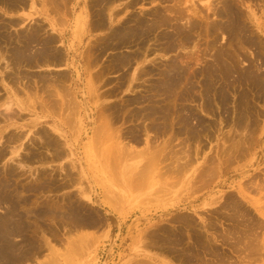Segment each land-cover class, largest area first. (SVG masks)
Returning <instances> with one entry per match:
<instances>
[{
	"label": "bare ground",
	"instance_id": "6f19581e",
	"mask_svg": "<svg viewBox=\"0 0 264 264\" xmlns=\"http://www.w3.org/2000/svg\"><path fill=\"white\" fill-rule=\"evenodd\" d=\"M67 1L68 0H0V6L2 5L5 10L9 11L11 14L13 12L25 14V12L23 11H26V9V15L28 16H35L41 13L46 14L47 16H49V19H51L50 26L52 27H50V29H47L43 23L35 21L34 24L32 23L33 25L30 24L29 27L27 26L25 28H20L17 30L16 33H13V30L11 29L13 28V26H18L19 22V20L17 21L13 19H21V17H11L10 21L0 19V118L2 117L1 120L6 123L1 125L2 129L0 130V144H2L1 142L4 139L2 133L6 131V128L11 125L17 126L18 122H16L15 119L24 118L23 111L37 113L38 118L31 120V123L34 125L40 122V118H50L54 121V123L52 124V128L54 129V131H66V129L70 126H72L73 131L77 128L78 122H75V120L80 118L79 109L80 107H82V105L77 102L74 96L75 92L72 91L73 89L71 88L72 85L70 81H72V79L76 81L81 80L82 74H85L86 70H88L89 72V69L91 68L90 65H88L87 63L90 68L88 69V67L86 66L87 69H83V61L85 64V58L88 60L86 56L92 53H96L93 52L94 49L91 53L88 54V52L91 50V48H89L90 50L88 49V52L86 51V56H82V52H78V46L81 45V41L89 32L92 33L96 30H104V28L106 29V37L103 36L106 38V42H104L106 44L104 45V47L106 49L108 48L115 51L116 56L113 58L112 62L114 61L115 67L121 69L133 65L135 63L144 64L147 58V56L143 57L144 52H141L142 50H139L138 54L135 50L129 51L128 53L125 52L126 54H119L121 48L131 47L133 44H136L138 46H141V44H147V41L152 38V34L156 33L157 29L161 27H171L172 31H169L170 33L167 31L164 32L162 30L159 31V35H161L160 32L165 33H163V35L167 40V49L168 51H171L175 49V45H179L176 44L178 42L177 39L186 37L184 38L186 41V39L188 38L189 31H193V29L197 30L195 28L198 27V24L192 20H195V18L201 14L206 15V12L204 13L201 11L202 9L196 7L197 5L196 3H194V0H173L174 4L172 6L170 5V8L167 10L169 12V15L163 13L159 9H156L152 10L151 12L148 11L142 16L138 14L137 16H134L133 14H125V16L121 17H119L118 15L122 9H119L120 11L118 9L115 11V7L116 5H121V2L125 0H84L83 5H81L80 7V14L76 16V33H72L71 36L66 37L62 35L63 29L61 30L56 26L60 24L59 20L61 21V19H64L66 12L68 11L66 4ZM140 1L141 0H127L125 6H127L128 8L133 7L137 5ZM261 1L264 5V0ZM213 2L214 0H205V5H203V8H207V15L209 12L216 17L215 19H219V21L220 19H223V22L217 21L215 23L214 21V23L212 22L213 24H210L212 25L209 28L210 36L212 34L215 36V33L217 32H219V34L220 32L228 34V42L233 48V50H231L234 52L236 51L235 53L231 52L230 50L228 51L224 48L219 49L217 47L219 50L217 49L218 51L216 50V53L214 52V57L210 54V56L214 58L213 62L210 65V62H208V64L206 63V65L209 66L204 69H200V71L195 70L194 72H190V67H183L179 64V61L182 58H179V61L170 60L171 63L168 64L169 68L166 71L164 70L165 72H162L163 77L157 83L153 84L151 86V89L149 88L150 91H152L153 93V97H134L132 95L133 98L127 99V102H123V104L121 105H119L120 103L117 100L116 102H118L119 104H105L106 110L111 112L109 114L103 115L106 116V119L108 120L109 118L107 116L117 118V113L120 112V109L123 106L136 107L138 105L143 104L142 106L138 107L139 109H137V107L136 110L133 108L134 111L132 110L130 114V120H125L126 123L128 121L132 123L131 127L127 131L123 130V132H121L120 130L121 133L116 131L113 133L112 131V133H110L109 135L106 134L107 132H100L101 130L99 128L97 129H99L100 131H94L96 132L95 138H97L98 141L102 144L108 143L109 139L113 140V142H111L108 146H105L103 149L105 150V155H103L105 158V163L100 162V165H105L108 169V176L106 174L100 176L101 180L104 182V186H102L104 187L105 197L104 202L101 201V205L106 208L105 204L108 203L113 208L109 211H116L120 215H124L123 213H127V211L124 209L127 203L130 204V202L133 201L136 203H140L142 206L145 202V199H147L150 203L153 201H157L160 202L162 206L165 205L166 207L167 205H170L175 208V206L180 205L182 202H184L187 198L190 197V191L197 192L202 187L204 188L207 183L210 184V181L214 180L215 178L223 177L226 172L225 168H228L229 165H231L232 163H236L239 159L244 158L249 153L251 146L256 143V137L254 138V136L256 135L254 134L257 133L258 129H261L259 128L258 120L261 119L260 116H264V109L260 110V108L258 107L259 104H257L261 102L264 106V60L262 64V72L260 71L261 66L254 65L252 61V64L248 65V67L240 66L241 60L244 61L245 58L242 57L244 56L243 54H239L240 52H242L241 49H245L246 46H256L257 41L254 37L251 36L248 26L242 20V10L240 11L238 9V6L236 7L237 4H234L235 2L233 3L230 0H223L219 4L217 3L218 5ZM37 5H40V7H42L40 8L41 10H38ZM256 14L257 13H255L254 15ZM207 15L205 16L206 18ZM210 16L209 19H211ZM253 17L254 19H256L255 16ZM173 19H185L187 22L190 23L189 26L187 25L189 27V31L187 30L188 27L184 28L186 25L182 24V21L178 20L181 23H177V25L173 23ZM251 19L253 18L251 17ZM22 20H24V18H22ZM56 20L59 23H57ZM61 23L64 24L63 22ZM179 24L185 26L181 27ZM160 37L157 38L159 39ZM214 43L212 44L214 45ZM143 45L142 47H144ZM165 45L166 43L164 44V46ZM237 48H239L241 51ZM100 49L99 51L101 52ZM237 50H239V52H237ZM69 53H73V56H69ZM139 54H141L143 58L140 57ZM90 57L88 62H90ZM92 59H94V57ZM90 63H92V61ZM70 68L74 69L76 75L72 73ZM166 68L167 66H165V69ZM146 69L147 70H145L144 72H150L151 74L154 71L151 68ZM98 74L102 77V74ZM98 74L95 75L98 76ZM93 75L94 74H92V77L95 76ZM141 75L140 78H142ZM159 76L161 77V75ZM128 77L129 76H127V78ZM199 77L201 78L200 86L202 89L198 92H201V96L203 98L202 110H206L207 112H213L214 114H216L218 110L222 111V113H225L226 115L224 114L225 118H220V124L225 125L227 123V125H231V128L227 132L225 131L223 134L224 147L219 153L220 155L217 154L216 157H211L213 153L210 156H207L206 154L204 157H202V161L199 160L201 157L199 155H202L203 151H205L202 149L205 144V141L202 140V137L204 138V135H206V137H211V135H214L215 131H217V127L219 128L220 126L217 125L219 123L213 121L214 119L207 120L205 118L206 116L203 117L202 115L197 114L196 112H194V110L184 104V101L195 99L194 96L192 97L197 85V83L195 85L194 80ZM97 79H99V77ZM93 80L95 82L96 77H94ZM128 80L129 79H127V81ZM133 85L135 86V84ZM80 87L81 86L75 88L74 90L78 92L77 90H80ZM131 91L132 90H130V92ZM114 92L115 91H111L110 95L116 93ZM198 92L196 93L198 94ZM84 93H86L88 96L94 95L97 99L101 96V94L97 93V86H94L93 84H91V82L86 83ZM107 95L110 97L109 92L107 93ZM251 95L253 96L252 98ZM22 97H24V99ZM257 99H260V102H256ZM214 106H217L218 109H215ZM230 106L233 107V110L229 109ZM230 110H232V113ZM126 116L127 115H125L124 119H129V116L127 118ZM113 120L111 119L109 121L114 122L116 124V121ZM109 125H111V123ZM38 134L40 138L44 140V143L51 147L55 146L56 148L57 143L55 142H59L57 140L58 138L54 140L55 138L53 137V139L47 132V130H39ZM213 135L212 137H214ZM22 137L23 134L16 135L12 133L7 138L6 142L8 141L7 143L10 142V144H16L17 142L22 140ZM93 139L94 136L90 138L89 144L87 145V154L89 158L94 156L95 150L93 151ZM121 139L125 140V142L126 139H128V142L126 143H128L129 146L126 145V143L121 142ZM53 140L55 142H53ZM6 142L4 144H6ZM130 143H133L138 147L141 145L144 146L142 149L136 150L134 146H132ZM60 144L61 143H58L59 146ZM201 144H203V146ZM194 145L196 146V148H194ZM20 146H22V144H20L19 146L17 144L16 146H13L11 153L13 155L17 154V152L19 151L18 147ZM220 146L222 147V145ZM4 149L5 147L0 148V159L6 157ZM51 149L54 150V147H52ZM55 150L57 153V149ZM200 150L202 154H199ZM64 154L65 153H63L62 151L59 155H56H58L60 158H63L65 157ZM97 165L98 164L96 163V166ZM118 167L120 168L119 172L117 171ZM238 168L239 167L236 166V170H239ZM103 171L105 170L103 169ZM12 173L14 172H11V174ZM73 173L77 174L75 172ZM8 174L10 173H7V175ZM110 176H112L111 179L108 178ZM114 177L119 179H117L115 182ZM160 178L165 179V181L161 183L160 181H158V179ZM9 179L10 178H3L2 175L0 177V206H4L6 203L9 204L7 210H5L4 213L0 214V259L3 261L2 264H19L24 262L25 260L32 258V256L34 255V250H32L31 253L28 254L27 251L23 252L21 255H17L15 254L16 252L14 250L9 249L8 247L11 241L10 236H21L23 242H26L31 246L33 245V242L26 235L27 230L30 226L28 227V225L26 224L27 220L25 219L26 216H24L22 211H20L23 203H28V201L25 198L22 199L21 197L15 196V193L13 194L9 192H13L12 190L16 189L12 187L9 182ZM167 179L173 180L171 181L172 184H170V182L168 183ZM74 180L77 181L79 179L75 178ZM73 181L72 184H74L75 182ZM179 182H183V186H181L182 188L184 187L185 191H188V193H186L187 195L181 193L184 190H174ZM99 183L100 182H98V184ZM147 185L149 190L147 191V194H144L143 191L144 189H146L145 186ZM169 185L172 186L170 187ZM193 185H195L196 187H194ZM40 186L38 188H40ZM10 187H12V189ZM15 187L18 188L19 186ZM31 188H29L28 191ZM140 188H142L143 194L139 191L138 194L134 193L137 192V190H140ZM250 188H254L260 193L262 191L264 192V183L262 184L261 179H259L256 182L252 181V183L250 184H245V186L242 184V190H250ZM8 189L11 190L8 191ZM24 189L27 190V186L24 187ZM21 192L23 193L24 191ZM80 192V194H82L83 196L91 199L90 196L84 194V188H81ZM240 194L243 199H247V196L244 194L243 191H241ZM73 198L74 197H72L71 201L69 200L68 202L67 199L69 198L65 199L66 204L69 203L68 213L66 215H68L69 220L71 219V224L73 223V225H75L76 227L87 229H92L101 226H103L104 228V225L108 226L109 228L112 226L109 222L105 224V220L101 215L97 216V210L95 212L88 209L87 207H83L81 205L82 201H80L81 204H75L72 200ZM221 198H223V196H221ZM243 203L242 199L239 200L235 199V197L230 196L228 198L225 197L224 202H221V199L218 197L217 199H213L211 202L207 203L210 205L215 204L219 206H215L216 208H213V210L211 211L214 215H220V213H222L223 218L226 217L227 219H230L233 223H231L232 226L227 229V233H222V231L216 233V231H218V228L216 227V222L214 223V221L210 222L208 225L205 224V229H207L206 231H211L212 234H215L214 238L216 242L222 241V243H225L227 239H231L233 245L230 243V241L229 244L232 245L233 252L238 253L243 259V261L238 264H250L249 262H252L254 257H261V259H263L264 257V253L262 254V248L264 247L256 246L258 243H255V245L254 242L257 241L258 238L257 236H252L254 234L253 232L255 231V227L257 225H262L263 221L258 222L259 219L254 217V215H252V213L247 207L243 205ZM251 204L259 206L260 199H252ZM120 206L123 207L121 208ZM222 208H224L223 210L225 211H223ZM48 209L49 208L47 207V210ZM258 209H260L261 211L260 206L258 207ZM45 210H35L36 218H42L46 213ZM52 210L53 209H51L50 212H52ZM172 211L173 209L169 208H167L166 211L165 209H163V216L169 217V215H172ZM193 211L196 212V210ZM165 221H168L171 225L168 226L167 223L166 225H159L161 222ZM204 223H206V221H204ZM238 228H243V230H238ZM205 229L202 224L197 223V220L195 218H190V215L179 214L177 216L172 215L169 218H160L159 222L154 223L151 228L148 226V228H146L145 230H142L137 233V236H135V244L137 245V247L140 246L142 248L141 250H138V253L133 257H135V259H139V261L141 260L143 263L144 261H148L149 264H172L167 260L168 257H170L173 261L177 263L179 262L180 264H214L215 261H213L211 257L216 259L217 264H237V262H233L230 260L229 255L227 257L226 254H222L220 252V250L216 246V243L213 242L214 239L209 237L210 235L208 236L204 234L203 231H205ZM225 230L226 229H224V231ZM252 230L253 234L251 233ZM249 233H251L252 235L250 236ZM186 235L190 237L192 241L191 243L186 240ZM87 238L88 235L81 234L78 238L70 240L67 239L69 249H72V247L75 248L76 243L82 242V240ZM92 239L95 240V238ZM54 240H51V242ZM88 241L89 239H87V242ZM260 242L261 241H259V244ZM74 248L72 249V251H76L77 248ZM79 249H77V251H79ZM150 249L154 251L156 250V252L158 253H154H156L158 257H160V254H162L164 256L163 260H158L156 256H152L150 254L152 250ZM35 256L37 257V255ZM207 256H210L208 260L211 259V261L207 260ZM247 261L248 263H245ZM148 262L145 263L147 264Z\"/></svg>",
	"mask_w": 264,
	"mask_h": 264
},
{
	"label": "rangeland",
	"instance_id": "374dc122",
	"mask_svg": "<svg viewBox=\"0 0 264 264\" xmlns=\"http://www.w3.org/2000/svg\"><path fill=\"white\" fill-rule=\"evenodd\" d=\"M222 1L223 0H214L213 3L218 5ZM230 1H232L233 3L235 2L234 4H237L236 7L238 6V9L240 11L242 10L241 11V13L243 15L242 20L248 26L251 36L254 37L255 40L257 41L256 46H250V47L246 46V48H248V49H246V48L241 49L242 52H240L239 54H243L244 56H242V57L243 58L245 57V58H244V61L241 60L240 66L248 67V65H251L253 62L254 65L261 66L260 71L262 72L263 71V68H262L263 65L262 64H263V60H264V31H263L264 30V15H263L264 5H263V2L261 0H260L261 2L259 0H253V1L252 0H239V1L238 0H230ZM241 1H243L244 3ZM83 3H84V0H68L67 1L66 4H67L68 11L66 12V15L64 14L65 15L64 19H61V21L59 20L61 25L59 24L56 26L57 28H59L61 30L63 29L62 35L68 37V36H71L72 33H76V31H75L76 24H77L76 16L78 14H80V9H81L80 7H81V5H83ZM121 3H122L121 5H116V7H115V11L117 9L118 10L122 9L121 11L119 10L120 11L119 15H118L119 17L125 16V14L126 15L127 14H133L134 16H137V14H138V15L142 16L143 14L147 13L148 11L151 12L152 10H156V9H159L163 13L169 15V12L167 10L170 8V5L172 6L174 4V1L173 0H141L137 5H135L133 7H129V8L127 6H125L127 3V0L122 1ZM194 3H196V5H197L196 7H198L199 9H202L201 11L204 13L206 12V15H207V11H208V10H206L207 8L206 7L203 8L204 7L203 5H205V0L204 1L203 0H200V1L194 0ZM256 3H258V4H256ZM38 6H40V5H37L38 10H41L40 8H42V7L39 8ZM257 6H260V7H257ZM255 7H256V9H255ZM77 9L79 10L78 12H76ZM26 11H27V9H26ZM26 11L25 10L23 11V12H25V14L17 13V12H13L11 14L9 11L5 10V8L1 5L0 6V19H2V20L5 19L6 21L7 20L10 21L11 17H14V18H20L21 17V19H13V20H17V21L19 20L18 26L17 25L13 26V28L11 29V30H13L12 31L13 33H16L17 30L20 28H25L27 26L29 27L30 24L33 25L35 23V21L43 23L47 29L48 28L50 29L51 19H49V16H47L46 14H42V13L37 14L35 16H28V15H26L27 14ZM107 12H108V10H107ZM255 13H257L256 14L257 16L254 15ZM250 14L255 16L256 19H254V17L251 16ZM201 15L198 16L199 18L196 17L198 19L195 18V20L194 19L192 20V21L196 22L198 24V27H199V28L198 27L195 28L197 30L193 29V31L192 30L189 31L188 26L190 25V23L187 22L185 19H183V20L173 19L172 20L173 23H175V24L181 23L180 21H182V24H185L186 26L185 25L182 26V24L181 25L179 24V25L181 27L185 26L184 28L188 27L187 30L190 33V34L188 33V38L186 39V41L184 39L186 37L177 39L179 43L177 42L176 44H179V45H175V47H174L175 49L171 50L172 52L168 51L167 40L163 35V33L165 31L171 32L172 31L171 27L170 28L161 27V28L157 29L156 33L152 34V36H151L152 38L150 37L151 39H149L147 41V44H144V45L141 44V46L133 44L131 47L121 48L119 51V54L120 53L126 54L129 51H134V50L138 54L139 50L140 51L142 50L141 52H144L143 57L147 56L144 64L143 63H141V64L135 63L133 65H130L132 67L128 66V67H124L121 69H118L117 67H115L114 61L112 62L113 58L116 56L115 51L108 49V48L106 49L104 47V45L106 44V43H104V42H106L105 41L106 29L104 28V30L103 29L96 30V31H93L92 33L89 32L88 33L89 35L87 34L83 38V40L81 41V45L78 46V48H79L78 52L79 53L82 52V56H86L89 48H91V50L89 49L90 51L88 52V54L91 53L92 50L94 49L93 52H96V53L89 54L91 57L89 55H87L86 57L88 58V60L85 58V64L83 61V66H84L83 69L86 70L87 69L86 66L88 67V69L90 67L91 68L89 69V72H88V70H86L85 74L84 73L82 74L81 80L76 81V80L72 79V81H70L71 85H72L71 88L73 89L72 91L75 92V93L73 92L74 96H75L77 102H79L80 105H82V107H80V109H79L80 118L75 120V122L76 121L78 122L77 128L73 131L72 126H70L69 128L66 129V131L65 130L61 131V132L60 131L59 132L54 131V129L52 128V124L54 123V121L50 118H40V122L34 125L31 123L32 122L31 120L38 118L37 113H33L30 111H23L24 118H21L22 120L21 119H15V121L18 122L17 123L18 125L17 126H12V125L8 126L6 128V131H4V133H2V136H4L3 137L4 139L1 142L3 144V147H2V144H0V146H1L0 148L5 147L4 150L6 153L5 154L6 157H3L0 159L1 160L0 161V177L2 175L3 178L4 177L10 178L9 179L10 184L12 185L13 188H16V189H13L12 190L13 192H11L9 190H11L12 187H10L11 189H8V191L10 193H13V194L15 193V196H17V197H21L22 199L25 198L28 201V203H26V202L23 203L20 211H22L24 216H26L25 217V219L27 220L26 224L28 225V227L30 226L29 229L27 228L29 231L27 230L26 235L33 242V245L31 246L30 244L23 242L21 236H10L11 241H10L8 247H9V249L14 250L16 252L15 254H17V255H21L23 252H27V251H28L27 254L31 253L32 250H34L33 251L34 255L32 254L33 256H32V258H30L31 260L28 259V260H25L24 262L19 263V264H57V263L58 264H66V263H68V264H70V263L71 264H146L145 262H148V261H144V263H143L141 260L139 261V259H135V257H133L134 255H136L138 253V250H141V248H142L140 246L137 247V245L135 244L136 243L135 236H137V233H139L142 230H145L146 228H148V226L151 228V226H153L154 223L159 222L160 218H163V217L169 218L172 215L177 216L179 214L190 215V218H195L197 220V223L203 225L204 229H205V224L208 225L210 222L214 221V223L216 222V227L218 228V231H216V233H218L219 231L220 232L222 231V233H227L226 232V231H228L227 229L230 228V226H232L231 223H233V222L230 219H227L226 217L223 218L222 213H220V215H218V214L214 215L211 211L213 210V208L215 209L216 207H219V206L215 205V204L210 205L207 203L211 202L213 199H217L218 197L221 199V202H224L225 197L228 198L229 196L235 197V199H239V200L242 199V203L245 202V203H243V205L249 209V211L252 213V215H254V217L259 219L258 222L263 221L262 225H259V226L257 225L255 227L254 232H253L254 229L251 231V233L253 232L254 234L252 233L253 234L252 235L251 233H249V235L250 236L252 235L253 237L257 236L258 242L254 240L255 241V242L253 241L254 244L258 243L257 245L256 244L255 245L260 246V247H264V192L262 191L260 193L254 188H250V190H242V184L245 186V184H250V183H252V181L256 182L259 179H261L262 184L264 183V116H262V117L260 116L261 119L258 120L259 128H261V129H258L257 133L254 134V135H256V136H254V138L256 137L255 138L256 143L253 146H251L249 153L244 158L239 159L236 163H234V164L232 163L231 164L232 166L229 165L228 168L226 167L225 168L226 172L223 175V177L215 178L214 180L210 181L211 182L210 184L207 183L204 188L202 187L197 192L196 191H194V192L190 191V195H189L190 197L187 198L180 205L175 206V208H173V206H170V205L169 206L167 205L168 207L167 206L165 207V205L162 206L161 203L157 202V201H153L150 203L147 199H145V202L143 203L142 206L140 203H136L133 201L130 202V204L127 203L126 206L124 207V209L127 211V213H123L124 215H120L116 211H114V212L109 211L110 209H113V208L108 203L105 202L106 208H104L101 205V201L104 202L105 197H104V187H103L104 182L101 180L100 176L104 175V174L107 175L108 169L106 168L105 165H103V166L100 165V162L103 163L105 161L104 160L105 158L103 156V155H105V152H104L105 150H103L104 147L108 146L111 142H113V140L109 139L108 143L102 144L98 141L97 138H95V133L101 130L100 132H107L106 134L109 135L110 133H112V131H113V133L115 131L119 132V133L123 132V130L127 131L131 127L132 123L129 121L126 123V121L130 120V114H131L133 108L136 110V107H137V109H139L138 107L143 105V104H141V105H138L136 107L135 106L134 107H131V106H129V107L125 106L124 107L123 106L124 108L121 106L122 108L120 109V112H118L119 114L117 113V115L120 116L121 119L118 116H117V118H112V116L111 117L107 116L109 118V120L114 119L113 121H116V124H115L114 122H111L108 119H106V116H103V115L111 113V112L106 110L105 104H109V103L119 104L120 103L119 105H121V104H123V102L124 103L127 102L126 101L127 99L133 98V96L134 97H143L144 96L146 98L153 97V93H152V91H150L151 86L153 84L157 83L163 77L162 72H165L169 68L168 64H170L172 60H178L179 61L180 60L179 58H182L179 61V64L182 65L183 67H190L189 68L190 72H194L195 70L200 71V69H204L207 66H209L213 62V59H214L213 55L216 53L215 51L218 48L219 49L224 48L228 51L230 50L233 53L236 52V51L235 52L232 51L233 48L231 47V45L228 42V34H224L221 32L219 34V32H217V33H215V36L217 35L218 37L217 36L215 37L212 33H211L212 35L210 36L209 28H210V26H212L210 24H213L214 21L216 23L217 21H219V19L218 20L215 19L216 17L209 12H208V15L209 16L211 15L210 16L211 19H209L208 15H207V18L205 17L206 16L205 14H201ZM248 15H250V16H248ZM202 17H204L205 19ZM249 17H250V19H249ZM251 17L253 19H251ZM258 17H259V19H258ZM22 18H24V20H22ZM178 20H180V21H178ZM220 21L223 22V19H220ZM56 22H57V20H56ZM59 22H57V23H59ZM61 22H63L64 24H62ZM183 22H185V23H183ZM186 22H187V24H186ZM161 30L164 31V32H160L162 36L159 35V31H161ZM208 31H209V33H208ZM192 34H193V36H192ZM189 35L191 36V38ZM103 36H105V37H103ZM157 37H160V38L158 39ZM162 37L165 39H163ZM213 37H215V38H213ZM103 38H104V40H103ZM101 40H103V41H101ZM164 40H165V42H164ZM216 41H217V44H216ZM101 42H103V43H101ZM165 43H166V45H165L166 47L164 46ZM212 43H214V45ZM210 44H211V48H210ZM142 45L144 47H142ZM138 47H139V49H138ZM212 47H213V49H212ZM97 48H98V50H97ZM100 48H103L104 50L100 49ZM95 49H96V51H95ZM99 49L101 50V52L99 51ZM149 49H151L152 51ZM237 49H239V48H237ZM256 49H257V51H256ZM239 50H237V52H239ZM244 52L245 53L247 52V53L245 54ZM83 53H84V55H83ZM141 54H139L140 57H142ZM210 54L213 57H211ZM70 55L72 57L73 53H69V56ZM89 57H90V62L92 61L93 64L88 62ZM93 57H94V59H92ZM175 57H176V59H175ZM246 57L248 58V60ZM208 62H210L209 65H206V63L208 64ZM87 63H88V65H90V67L87 65ZM2 64H3V62H2ZM91 64H92V66H91ZM159 64H161V65H159ZM165 66H167L166 69H165ZM146 68L153 69L154 74L153 73L151 74L150 72L149 73L144 72L145 70H147ZM70 70L72 71V73L74 75H76L74 69L70 68ZM136 71H138V72H136ZM42 73H44V72H42ZM98 73H100V75L102 74V77L99 76ZM141 73H142V75H141ZM92 74H94V75L98 74V76L93 75L94 77H96V81H95L96 83L93 80L94 77H92ZM140 75L142 78H140ZM144 75H146V76H144ZM159 75H161V77ZM127 76H129V77L127 78ZM0 77H1V74H0ZM98 77H99V79H97ZM124 77H125V79H124ZM127 79H129V80L127 81ZM200 81H201L200 77L196 78L194 80L195 85H196V83H197V85H196V88L194 91L195 94L193 93L192 97L194 96L195 99H193V100L190 99L191 101L190 100L184 101V104L187 107L194 110V112H196L197 114H200L203 117L206 116L205 118L207 120H213L214 119L213 121H216L217 123H219V124H217V123L216 124L218 126H220L219 127L220 129L217 127V129H216L217 131H215L214 135L212 134L214 137H212V135H211V137H206V135H204L205 136L204 138L207 140V142L202 137V140L205 141V142L203 141L205 143V144L203 143L204 146H203V144H201L203 146V148H202V146H201V148L205 151L202 150L203 154H202L201 150L199 152V154L200 153L202 154V155H199V156H201L199 160L202 161L203 160L202 157H204L206 154H207V156L208 155L210 156L213 153L211 155V157H214V156L216 157L217 154H219L222 151V149L224 147V145H223V134L225 131L227 132L231 128V125L230 124L227 125V123L225 125L220 124V118L221 117L225 118V115H226L225 113H222V111L218 110L217 113L214 114L213 112H207L206 110L205 111L202 110L203 109L202 108L203 98L201 96V92H198V91H201V89H202L200 86ZM90 82L94 86H97V93L101 94V96L98 99L94 95L88 96L86 93H84L86 83H90ZM133 84H135V86ZM129 85H130V88H129ZM79 86H81L80 90H77L78 92H76L74 89L78 88ZM82 90H83V92H82ZM117 90L119 93L117 92ZM130 90H132V91L130 92ZM137 90L138 91L140 90V91L138 92ZM111 91H115L116 93L114 92L115 94L110 95ZM5 92H6V90H5ZM108 92H109L110 97L107 95ZM196 92H198V94ZM142 94H144V95H142ZM145 95H147V96H145ZM252 97L253 96L251 95V98ZM22 98L24 99V97H22ZM116 100L119 101V103L116 102ZM256 102H260V99L259 100L257 99ZM84 104L87 106H85ZM257 104H259L258 107L260 108V110L264 109L263 103L260 102ZM102 105H105V106H102ZM230 107H229V109L233 110V107L232 106H230ZM103 108H105V109H103ZM214 108L218 109L217 106H214ZM100 109H102V110H100ZM122 109H123V111H122ZM103 110H106V111H103ZM232 110H230L231 113H232ZM125 115H127L126 118L129 116L128 117L129 119H124ZM1 118H0V122H1L0 123V130L2 129L1 125L6 124L3 120H1ZM15 121H12V122H15ZM108 121L111 123V125H109L110 123ZM73 122H74V120H73ZM106 122H108V123H106ZM100 126H102V127H100ZM97 128H99L100 130ZM113 128H115V129H113ZM124 128H126V129H124ZM39 130L40 131L47 130V132L50 134V136L52 138L53 137L55 138V139L53 138L54 140H56V138H58L57 140L59 142H57V141L55 142L54 140H53V142L57 143V145H58V143H61L60 146L56 145V148H55V146H52V147H54V150H52L51 149L52 147L48 146L46 143H44V140H42L40 138V136L38 134ZM120 130H121V132H120ZM94 131H96V132H94ZM12 133L16 134V135L23 134L22 140L16 143L18 146L20 144H22V146L18 147L19 151L17 152V154H14V155L11 153V150L13 149V146H16V144L15 143L10 144V142L7 143L8 141L6 142L7 138ZM93 136H94L93 151L94 150L95 151H94V156L89 158V156L87 154V145L89 144L90 138ZM5 142H6V144H4ZM121 142L126 143V142H128V139H126V142H125V140L121 139ZM130 144L132 146H134V148L136 150H140L144 146V145H141L138 147L137 145H135L133 143H130ZM219 144L222 145V147ZM61 145H62V147H61ZM126 145L129 146L128 143H126ZM10 146H12V147H10ZM194 148H196V146ZM55 149H57V151L59 153L58 152L56 153ZM61 150L63 151V153H65L64 154L65 157H63V158H60L58 156L62 152ZM52 151H54V152H52ZM68 152H69V155H68ZM56 154H58V155H56ZM53 155L58 156V157H55ZM47 156H48V158H47ZM13 158H14V160H13ZM43 158L47 159V160H44ZM101 158L103 161L101 160ZM45 162H47V163H45ZM94 163H95V165H94ZM96 163L98 164L97 166H96ZM236 166L239 167L238 168L239 170H236ZM6 167H7V169H6ZM97 167H98V169H97ZM118 168H117V171L119 172L120 168L119 169ZM103 169L105 171H103ZM109 169H111V168H109ZM11 172H14V173L11 174ZM73 172H75L77 174H74ZM1 173H3V174H1ZM7 173H10L11 175L10 174L7 175ZM92 176H93V178H92ZM111 177L112 176H110L108 178L111 179ZM75 178H77L79 180L76 181V180H74ZM117 179H119V178L114 177L115 182ZM51 181H52V183H51ZM72 181L74 182V184H72ZM158 181L163 183L165 181V179L160 178V179H158ZM171 181H173V180L167 179V182L168 183L170 182V184H172ZM67 182H69V183H67ZM76 182H78V183H76ZM98 182H100V183L98 184ZM44 184L47 186H45ZM69 184H71V185H69ZM178 184L176 185L174 190L183 191L184 190V187L182 188L183 182H179ZM15 186H19V187L17 188ZM26 186H27V190L24 189V187H26ZM39 186H40V188H38ZM193 186L196 187L195 185H193ZM56 187H59V188H56ZM21 188H22V190H21ZM29 188H31V189L28 191ZM34 188H36V189H34ZM45 188H47V189H45ZM81 188H84V190H85L84 194H87L88 196H90L91 199L80 194ZM145 188L146 189H144L143 192H144V194H147V191L149 190L148 185L145 186ZM20 190L24 191V192L22 193ZM140 190H137V192H134V191H132V192L137 193V194L140 192L143 194L142 188H140ZM241 191H243L244 194L247 196L246 200L242 198V196L240 194ZM96 193H97V195H96ZM181 193L187 195L186 193H188V191L184 190ZM69 194L70 195L72 194L71 196L74 197L72 200L75 204L76 203L81 204L80 201H82L81 205L83 207H87L88 209L95 211V212L97 210V212H96L97 216L101 215L105 220V224H107L109 222V223H111L112 226L109 228L108 226L104 225V228H103V226H101V227H95L92 229H87V228L76 227L75 225H73V223L71 224L70 223L71 219L69 220L68 215H66L68 213L69 203L66 204V201H65L66 198H69V199H67V202L69 200L71 201L72 197ZM177 194H178V192H177ZM64 195H66V196H64ZM184 196H182V197H184ZM221 196H223V198H221ZM64 197H66V198H64ZM252 199L253 200L260 199L259 206L261 207L262 212L260 211V209H258L259 206L251 204ZM8 205L9 204L6 203L4 206H0V214L4 213L5 210H7ZM47 207L49 208L48 210H47ZM167 208L173 209L172 215H169V217L163 216L164 213L162 212L163 209H165V211H166ZM38 209H43L46 211L45 215L47 213L48 214L46 216L44 215L42 218L37 219L35 210H38ZM51 209H53L52 212H50ZM223 209L224 208H222V210ZM193 210H196V212H194ZM53 211H54V213H53ZM98 211H100V212H98ZM131 211H133V212H131ZM223 211H225V210H223ZM51 217L53 220L51 219ZM225 218L227 221L225 220ZM219 220H220V222H219ZM204 221H206V223H204ZM166 223L168 226L171 225L168 221L161 222L159 225H166ZM219 224L221 225V227ZM177 225H180V224H177ZM72 226H73V228H72ZM43 227H46V228H43ZM201 229H202V226H201ZM224 229H226V230L224 231ZM241 229L243 230V228H238V230H241ZM206 230L207 229H205V231H203L204 234L208 235V236L210 235L209 237L214 239L213 242L216 243V246L218 247V249L220 250V252L222 254H226L227 257L229 255L230 260L233 262L234 261L237 262V264L240 263L241 261H243L242 257L238 253L233 252V248H232L233 244L231 242V239H229V240L227 239V241L225 243H222V241L216 242L215 238H214L215 234H212L211 231H206ZM56 231H57V233H56ZM81 234L88 235L87 239H89V241L87 242V239H84V240H82V242L76 243L75 248L72 247V249L73 248L74 249L80 248L79 251H77V249H76V251L78 252L77 253L75 250L72 251V249H69L67 239L70 240V239L78 238ZM258 234L260 237L258 236ZM55 238H57V239H55ZM92 238H95V240ZM186 238H187L186 240H188L189 243L192 242L189 236L186 235ZM90 239H91V241H90ZM51 240H54V241L51 242ZM60 240H62V241H60ZM229 241L232 245L229 244ZM259 241H261L260 244H259ZM52 248H54V249H52ZM68 250H69V252H68ZM150 250H152V249H150ZM19 252H21V253H19ZM154 252H156V250L155 251L152 250L150 254L152 256H156V258H158V260L159 259L163 260L164 256L162 254H160V257H158V255L156 254L158 252H156V253H154ZM263 253H264V248H262V254ZM35 255H37V257ZM208 258H210V256H207V260H208ZM211 259L213 261H215L214 264H217L216 259H214L213 257H211ZM211 259L208 261H211ZM142 260H144V259H142ZM167 260L169 262H171L172 264H180L179 262L177 263V262L173 261L170 257H168ZM52 261H54V262H52ZM2 263H3V261L0 259V264H2ZM245 263H248V261ZM249 263L250 264H264V257H263V259H261V257H258V258L254 257L252 262H249ZM147 264H149V262Z\"/></svg>",
	"mask_w": 264,
	"mask_h": 264
},
{
	"label": "crops",
	"instance_id": "0c3cea01",
	"mask_svg": "<svg viewBox=\"0 0 264 264\" xmlns=\"http://www.w3.org/2000/svg\"><path fill=\"white\" fill-rule=\"evenodd\" d=\"M39 8H40V6H38ZM79 10L77 9V11L76 12H78ZM75 19V18H74Z\"/></svg>",
	"mask_w": 264,
	"mask_h": 264
}]
</instances>
